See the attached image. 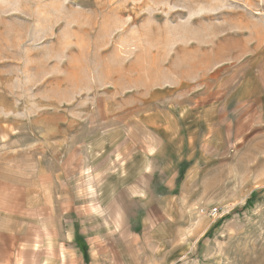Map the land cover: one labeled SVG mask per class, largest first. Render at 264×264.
Segmentation results:
<instances>
[{
  "label": "rangeland",
  "instance_id": "rangeland-1",
  "mask_svg": "<svg viewBox=\"0 0 264 264\" xmlns=\"http://www.w3.org/2000/svg\"><path fill=\"white\" fill-rule=\"evenodd\" d=\"M58 262L264 264V0H0V264Z\"/></svg>",
  "mask_w": 264,
  "mask_h": 264
},
{
  "label": "crops",
  "instance_id": "crops-1",
  "mask_svg": "<svg viewBox=\"0 0 264 264\" xmlns=\"http://www.w3.org/2000/svg\"><path fill=\"white\" fill-rule=\"evenodd\" d=\"M220 92H213L211 94H209L208 96H206L205 98V102H203L201 104V109L199 110V115L203 112L204 113V117L205 116H213L216 117V113H226L225 110L229 109L231 107V105L233 103H235V99H236V95L234 93H226L223 95L219 94ZM203 98V99H204ZM202 119V117H199V121ZM216 119V118H215ZM206 120V118H205ZM212 119H207L206 120V124L208 123V121H211ZM205 122V121H203ZM199 125V124H198ZM163 126L162 128L164 130L170 131L171 129L169 128V126H164V125H160ZM165 127V128H164ZM173 139L171 141V143H173L174 145V140H176V138H178L177 134H175V136H173ZM192 140L188 141V143H186L187 141L180 143L177 141V147L178 148H183L184 151H186L187 148V144H189V142H191ZM203 146H205V144H203ZM176 147V146H175ZM161 143L159 145H148V144H142L140 146H135L134 150H133V154L130 153V155L127 156V158L125 157L124 160H121L120 158L117 159V164L121 163V166L118 168L116 167V165L114 167L113 172H109L107 178L111 179V180H119L122 182L124 181L126 183V181H130V179L132 177H137L136 179H138L139 177L143 176L145 178L150 179V184L151 182L154 180L156 175H168L166 177L167 178V182L164 183L163 188L164 191H162L161 193L158 192L156 193V195L158 197L154 198L155 201H153L152 204V199L150 198V207L148 209V211L154 212V213H163V208L161 207V205L159 204L161 200H164L165 197H168V193H171L174 191L175 187V181L179 176V172L181 171V165L187 161L186 159H181L179 155L176 156H172L170 159L168 158H164L162 153H161ZM174 150V149H173ZM162 160V161H161ZM177 167V168H176ZM176 168V169H175ZM140 171H138V170ZM135 173H139L138 176H136ZM126 180V181H125ZM128 185V184H127ZM125 188V187H124ZM122 192V190L119 191V193ZM144 193H149L148 191H143ZM150 214L148 213L146 216V220L144 222L149 223L150 220ZM57 264H60L59 262Z\"/></svg>",
  "mask_w": 264,
  "mask_h": 264
}]
</instances>
